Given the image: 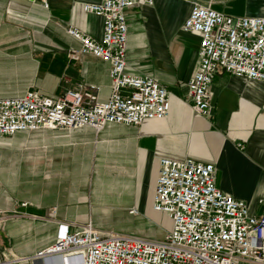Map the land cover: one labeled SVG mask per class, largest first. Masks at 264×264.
<instances>
[{
  "label": "crops",
  "instance_id": "1",
  "mask_svg": "<svg viewBox=\"0 0 264 264\" xmlns=\"http://www.w3.org/2000/svg\"><path fill=\"white\" fill-rule=\"evenodd\" d=\"M100 2L0 0V99L29 92L58 98L81 88L106 102L110 65L88 54L72 61L69 53L81 43L67 33L74 27L101 41L103 18L84 9ZM197 5L236 18L264 17V0H154L127 10V71L168 90L167 118L101 132L1 138L41 139L45 150L2 162L0 148V264H35L32 258L57 241L62 225L163 240L172 222L153 210L163 158L214 164L222 192L246 202L253 215L264 212V82L217 74L209 114L194 112L187 84L199 69L201 39L183 25ZM7 167L26 172L9 175Z\"/></svg>",
  "mask_w": 264,
  "mask_h": 264
},
{
  "label": "built area",
  "instance_id": "2",
  "mask_svg": "<svg viewBox=\"0 0 264 264\" xmlns=\"http://www.w3.org/2000/svg\"><path fill=\"white\" fill-rule=\"evenodd\" d=\"M153 2L85 4L86 12L103 18V37L97 41L68 28L67 33L81 43V49L70 51L69 58L78 61L88 54L109 64L110 98L101 102L81 88L58 98L34 92L2 98L0 138L41 130L101 132L110 125L138 127L148 120L167 118L168 90L152 78L127 71L126 12ZM183 31L201 39L199 69L187 84L196 114H209L210 87L217 74L264 82V17L236 18L197 5ZM153 210L172 222L163 240L106 233L92 224L72 232L70 226L62 225L57 241L32 260L35 264H264V212L253 215L246 202L222 192L214 164L161 159Z\"/></svg>",
  "mask_w": 264,
  "mask_h": 264
},
{
  "label": "rangeland",
  "instance_id": "3",
  "mask_svg": "<svg viewBox=\"0 0 264 264\" xmlns=\"http://www.w3.org/2000/svg\"><path fill=\"white\" fill-rule=\"evenodd\" d=\"M41 140V139H40ZM34 144L32 139L30 138H24V137H18L14 139H8V140H2L0 138V148L1 151H4L2 155V162H8V161H25V157L29 153H36V152H41L45 150V147L42 146V144ZM72 162H65V165H71ZM68 168V167H67ZM72 172L73 168L66 169ZM2 171H5L7 174L15 173L18 171L19 173H24L26 172L25 167H21L18 170L15 169H10V167L3 168ZM37 171V170H36ZM41 171H46L45 169H39V172ZM7 175V177H9ZM13 176V175H12ZM10 178V177H9ZM145 219V218H144ZM146 221V220H145ZM138 222L140 221H135V229H138ZM142 222V220H141Z\"/></svg>",
  "mask_w": 264,
  "mask_h": 264
}]
</instances>
